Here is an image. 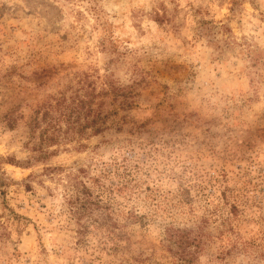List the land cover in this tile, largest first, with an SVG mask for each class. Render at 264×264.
I'll return each mask as SVG.
<instances>
[{
	"label": "rangeland",
	"instance_id": "rangeland-1",
	"mask_svg": "<svg viewBox=\"0 0 264 264\" xmlns=\"http://www.w3.org/2000/svg\"><path fill=\"white\" fill-rule=\"evenodd\" d=\"M0 264H264V0H0Z\"/></svg>",
	"mask_w": 264,
	"mask_h": 264
},
{
	"label": "trees",
	"instance_id": "trees-1",
	"mask_svg": "<svg viewBox=\"0 0 264 264\" xmlns=\"http://www.w3.org/2000/svg\"><path fill=\"white\" fill-rule=\"evenodd\" d=\"M63 108L59 110V114L57 117L54 116L51 117V112L52 109H54V106L50 104L48 106H45L44 110L42 111L41 109L35 111V115L31 118L30 129L32 131L36 129L40 130L39 136L41 137L42 144L49 146L55 143L56 141L55 132L58 131V128H56L57 122L60 120L63 121L65 118L67 121V117H68V115L66 116L65 112L63 111ZM40 113H41V118L38 119L37 116ZM41 124H43V126H40ZM49 130H51V132H49ZM104 227L109 228L106 223ZM169 240H171V244L177 245L179 248L183 245H186L187 243L185 242V235L181 233L180 230L173 228L170 230ZM184 252H185V248L181 250V254H183Z\"/></svg>",
	"mask_w": 264,
	"mask_h": 264
}]
</instances>
